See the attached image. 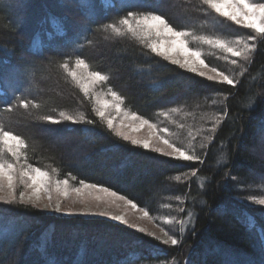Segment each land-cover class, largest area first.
<instances>
[{"label":"trees","instance_id":"trees-1","mask_svg":"<svg viewBox=\"0 0 264 264\" xmlns=\"http://www.w3.org/2000/svg\"><path fill=\"white\" fill-rule=\"evenodd\" d=\"M185 1L0 0V124L28 145L19 164L48 171L54 182L68 179L71 189L80 180L109 188L147 210L163 235L102 218L50 215L20 203L17 193L0 206V264H264V205L256 203L264 198V38L257 36L233 87L147 47L169 38L133 37L118 23L129 12L160 14L192 33L185 38L190 48L201 45L202 55L204 46L216 49L204 59L209 66L231 64L224 51L194 37L232 41L240 36L234 26L207 25L215 11ZM184 6L194 13L182 17ZM113 24L125 35L117 36ZM78 58L89 67L75 68ZM228 65L215 68L230 75ZM83 69L108 76L90 85L87 96L69 74ZM109 90L123 98L121 111ZM99 99L109 102L103 120L93 111ZM60 111L86 119L60 127L44 119H59ZM174 111L170 125L165 116ZM118 113L148 120L164 140L203 163L121 139L106 123L111 118L114 126L110 115ZM169 236L179 243L163 244Z\"/></svg>","mask_w":264,"mask_h":264},{"label":"snow or ice","instance_id":"snow-or-ice-1","mask_svg":"<svg viewBox=\"0 0 264 264\" xmlns=\"http://www.w3.org/2000/svg\"><path fill=\"white\" fill-rule=\"evenodd\" d=\"M202 4L207 6L208 9L214 10L221 17H225L233 23L240 25L244 28L253 30L256 35H251L247 37L248 40L255 41L257 36L260 38H264V2H250V0H202ZM121 26H124L127 33H130L133 37H138L141 39H147L155 35L156 37H166L169 39H159L157 41H152L147 43V47L158 56H162L164 59L169 60L172 64L179 65L181 68H186L188 71L196 73L201 77H206L208 80H217L221 83H227L235 87V81L230 78L229 75L225 74L222 71H218L215 67H210L207 63H205L204 59L201 58L202 52L198 49H193L188 46V40L186 37L192 36V33L186 30H177L173 27L169 22L164 18V16L160 14H155L152 12H129L127 16L120 19L118 22ZM109 27L113 30V32L117 36L125 35L124 31H121V28L116 27L115 24L109 25ZM195 39H200L203 43L213 45L226 53H230L232 57H241L245 60L249 59V53L254 52L255 46L250 45L243 37L236 38L233 41H227L221 38H211L207 36L194 37ZM167 44V47L165 45ZM179 52L183 55V61L179 59H175L173 57V53ZM233 64L236 63L235 60L232 61ZM62 68L68 69L69 65L64 63L61 65ZM85 68L87 69L89 66L85 63L83 59L75 60V68ZM200 68H209L211 72L216 73L215 76H207L204 71H200ZM70 76L77 80L84 92L87 96L89 87L92 84H95L99 81H106L108 76L105 74H101L99 71H91L87 74V78L78 76L76 71H71ZM111 95L113 97L114 103L112 106L116 109L117 112L121 111V104L123 103V98L120 97L116 92L111 91ZM20 106L27 109L29 107V103L26 100L18 101ZM34 107H38V105H33ZM109 107L108 101H103L102 106L99 109H93L96 114L103 120L105 119V109ZM9 111L11 109H8ZM59 116L63 118V120L70 121L72 123H77L80 121H84L86 117L82 114L79 116H73L66 114L64 111L59 112ZM132 120L142 119L138 117L136 114H132L130 117ZM45 120L52 123H60V120L54 118L53 116L44 117ZM87 123H92L91 120H87ZM107 127L110 130H113V119L108 118L106 120ZM143 124H149L148 120H142ZM155 127V125H150ZM167 131V129H165ZM115 134L118 136H123L124 139H129L128 136L123 135V133L119 131H115ZM133 144H140L145 149L150 147L149 141H138L132 140ZM163 143L171 149V152L162 153L168 156H173L176 159H182L184 161H199L203 163L201 157L197 155H190L187 151L182 150L180 147H177L174 143H171L169 140H163ZM28 147L26 141L20 137L19 135L13 134V132L6 130L3 124H0V193L5 192V186L7 188L6 195H0V202L12 203L16 200V186L15 181L17 179L16 173L19 171L20 173V182L24 185V187L30 188L31 195L27 197L25 200V193L22 191L19 194V202L26 203L33 207H38L40 202L42 201V193L47 194V199L49 202L52 201V188L53 181L50 177L48 171L42 170L40 167H32L28 165L27 170L24 165L19 164L21 160V156L23 155L22 150ZM191 147V145H189ZM155 151L160 152V149H155ZM5 153L11 155V157L15 158V163L10 162ZM19 165V168H18ZM55 171V169L53 170ZM192 176H196L197 172L193 171L191 173ZM26 177L27 179H24ZM72 179H76L72 177ZM179 179V177H177ZM69 180L62 179L56 180L54 182L55 191L67 198L69 195L68 189ZM80 187L72 188L77 195L82 194V189H96L100 186L97 184L85 183L83 180L79 181ZM101 191L107 193L111 197H116L119 200H125V196L118 195L115 191H110L109 188L101 187ZM97 199H100L97 197ZM127 203L131 205L133 209H136L138 206L132 200H127ZM256 203L260 205H264V198L256 200ZM48 205L45 204L44 207ZM55 209L58 211L60 209V203L56 202L54 204ZM102 215H107V213H101ZM149 212L147 210L144 211V217H148ZM111 219L119 221L121 223L127 224L124 216H111ZM140 232H144L143 228L137 229ZM153 235V234H149ZM167 235V233H165ZM158 239V238H157ZM171 243V245L175 246L179 243V241L173 236H169L168 239L163 240V244Z\"/></svg>","mask_w":264,"mask_h":264},{"label":"rangeland","instance_id":"rangeland-1","mask_svg":"<svg viewBox=\"0 0 264 264\" xmlns=\"http://www.w3.org/2000/svg\"><path fill=\"white\" fill-rule=\"evenodd\" d=\"M195 2V3H194ZM198 2H202V0H187L184 2V5L186 4L187 7L188 5L191 6L192 3L197 4ZM250 2H264V0H250ZM184 13L181 12L182 10H180V14L182 15V17H188V15H192V13H194V11L190 8L186 9V7L184 6ZM187 12H190L191 14H187ZM206 23H208L207 25L212 26V27H216L219 24L222 26L225 24L229 27H233L236 32L235 34L239 33V37H243L250 45H253L255 41L252 40H248L247 37L249 36V34H247L245 31L246 28L237 25L235 23H233L232 21L228 20L225 17H221L216 13L211 14V16H207L206 17ZM219 21V22H218ZM220 26V27H221ZM219 27V26H218ZM226 28V27H224ZM229 29V28H227ZM230 30V29H229ZM238 32V33H237ZM241 32V33H240ZM233 41V40H232ZM201 46V45H200ZM199 46V47H200ZM165 47H167V44L165 45ZM199 47L197 48L199 50ZM214 47H211L210 49H208L206 46H204L203 50L204 53L201 56L202 59H206V57L211 58L214 57L215 55H217L216 49H213ZM201 49V48H200ZM224 56H226V58H228L231 62V64H226L224 62H220V61H212V63H214V65L210 66V67H215L218 64H222V65H228L229 68H227L229 70V73H231L229 76L230 78L234 77V74L237 75V73H241L243 67H242V62H244L245 59L241 58V57H232L231 54L224 52ZM173 57L175 59H179L181 61H183L184 57L183 55H181L179 52H175L173 53ZM235 60L236 63L233 64L232 61ZM168 62H170L169 60H167ZM176 65V64H175ZM179 66V65H178ZM185 70H187L186 68H183ZM200 71H204L206 73L207 76H215L216 73L211 72L209 70V68H200ZM188 71V70H187ZM89 72H87L85 69L78 71V76L80 77H84L85 79L87 78V74ZM196 74V73H195ZM197 75V74H196ZM199 76V75H198ZM11 77H17V73L14 72L11 74ZM201 77V76H199ZM204 79H207L206 77H202ZM208 80V79H207ZM208 81H214V82H218L219 78H217V80H208ZM221 83V82H219ZM100 103H102V101L99 99L98 100ZM97 104H100V103ZM98 109L100 108V105H97ZM176 111L169 113L168 115H166L165 117L168 118H172V115L175 114ZM108 113H110V111L108 110ZM112 117H115L114 121L115 124L113 126V130L112 132L115 133V131H119L121 133H123V135L128 136L129 139H124L123 136H119L121 139L127 141V142H131L132 140H138V141H149L150 143V149H153L155 151V149H160L161 151L158 152L160 154L162 153H168L171 152V149L168 148V146L166 144L163 143V138L161 137L160 130H156L154 127L148 125V124H143L142 122H138V120H132L129 114H125V113H118L117 115H110ZM58 120H60V123H54L57 126H64V125H72L75 123H72L70 121H66L63 120V118H59ZM214 120V118H213ZM174 120L171 119L169 121V124H173L174 125ZM208 122H211L208 119ZM53 124V123H52ZM208 125H211L208 124ZM165 131V129H163ZM168 131V130H167ZM118 136V135H117ZM138 146H141L140 144H136ZM157 152V151H156ZM166 155V154H164ZM168 156V155H166ZM169 157H173V156H169ZM17 179L15 181V186H16V195L17 193H20L21 191H23L25 193V199L27 200V197L29 195H31V189L30 188H25L24 185L20 182V173L19 171H17L16 173ZM24 179H27L26 177H24ZM53 181V180H52ZM19 183L23 185V190H19ZM69 189V195L67 198L63 197L62 195H60L59 193H57L55 191V187H54V181H53V188H52V201L49 202L47 199V194L42 193V201L40 202V205L36 208H38L39 210L50 214V215H60V216H74V217H84L86 219L92 218V219H105L108 221H112L115 222L116 224L120 225V226H125L131 229H138V228H143L145 230V232H148L150 234H153V236H157V237H162V233L161 231L153 226V224L150 222V220L148 219V217H144V211H141L140 209H133L131 207L130 204L127 203V200H119L116 197H111L109 196L107 193L101 191V189L96 188V189H82V194L81 195H77L74 191H72L71 188ZM7 194V188L5 186V192L4 193H0V195H6ZM97 197H99L100 199H97ZM56 202L60 203V209L57 211L54 207V204ZM4 204H10V203H5V202H0V206H3ZM47 204V207H44V205ZM35 208V207H34ZM101 213H107V215H102ZM116 215V216H124L125 220L127 221V224L125 223H121L119 221L113 220L111 219V216Z\"/></svg>","mask_w":264,"mask_h":264}]
</instances>
